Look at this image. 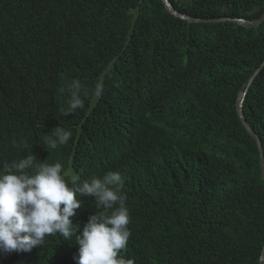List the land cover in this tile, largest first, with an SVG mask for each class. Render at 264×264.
Here are the masks:
<instances>
[{"label":"trees","instance_id":"16d2710c","mask_svg":"<svg viewBox=\"0 0 264 264\" xmlns=\"http://www.w3.org/2000/svg\"><path fill=\"white\" fill-rule=\"evenodd\" d=\"M169 1L202 19L264 12V0ZM263 62L264 22L190 23L161 0H0V168L32 151L68 181L119 172L120 254L134 264H257L264 183L236 103ZM74 91L82 107L65 115ZM243 111L264 155V67ZM58 126L71 137L52 149ZM79 199L82 229L102 209ZM78 249L56 234L0 264H77Z\"/></svg>","mask_w":264,"mask_h":264},{"label":"clouds","instance_id":"9594fccd","mask_svg":"<svg viewBox=\"0 0 264 264\" xmlns=\"http://www.w3.org/2000/svg\"><path fill=\"white\" fill-rule=\"evenodd\" d=\"M80 107L74 91L65 115ZM70 137L58 126L55 138L45 143L55 149ZM65 177L61 163L39 161L32 151L0 168V255L29 252L42 246L46 236L59 234L64 239L75 237L77 264H134L120 254L131 236L121 174L110 171L83 181L78 175L71 181ZM81 195L94 197L97 209H102L90 215L82 229L71 219L82 207Z\"/></svg>","mask_w":264,"mask_h":264},{"label":"water","instance_id":"95a60500","mask_svg":"<svg viewBox=\"0 0 264 264\" xmlns=\"http://www.w3.org/2000/svg\"><path fill=\"white\" fill-rule=\"evenodd\" d=\"M164 9L166 12L171 15L172 17L181 19L186 22L190 23H210V24H216V23H237L239 25H242L244 27L252 28L256 27L259 24L264 22V12L263 14L258 18L254 20H245L241 18H229V17H221V18H216V19H202V18H196L190 15H187L185 13H182L175 9L172 5V3L169 0H161ZM264 67V62L256 68V70L253 72V74L250 76L248 79L244 90L242 93L239 95L236 103L237 107V114H238V119L241 123V125L245 128L246 133L250 136L251 140L255 143L257 152H258V167H259V173H260V179L264 183V155H263V150L260 144V141L257 137V135L253 132V130L250 128V126L247 124L245 120V115L243 111V106H244V98L246 97L250 86L252 85L254 79L258 75V73L261 71V69ZM264 263V241L261 245L260 252H259V257H258V262L257 264H263Z\"/></svg>","mask_w":264,"mask_h":264}]
</instances>
